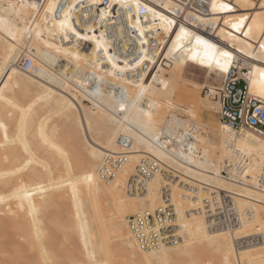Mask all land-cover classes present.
Returning <instances> with one entry per match:
<instances>
[{"label": "bare ground", "instance_id": "bare-ground-1", "mask_svg": "<svg viewBox=\"0 0 264 264\" xmlns=\"http://www.w3.org/2000/svg\"><path fill=\"white\" fill-rule=\"evenodd\" d=\"M182 1L188 3L186 15L195 13L198 24L211 27V36L179 22L164 10L172 12L175 0H163V9L150 0H107L108 5L119 3L131 7V23L141 35L143 51L125 59L96 27L81 25L70 9L65 11L69 23L81 36L94 39H88L91 43L84 48L79 41L82 38L61 30L60 22L65 14L61 18L53 15L57 0H46L43 5L37 0H0V198L7 211L19 218L25 217L28 207L36 205L35 178L41 170L36 163L28 165L26 161L41 152L51 166L60 163L63 150L48 152L44 146L50 136L49 112L64 115L79 134L88 158L85 173L81 175L83 184L78 189L81 211L89 213L91 208L89 183L108 196L112 208L101 217L100 223L76 212L66 220L56 218L52 222L54 230L99 256L105 253L107 243L124 235L125 250L133 264L177 261L203 264L200 258L210 253H218L228 264H264V185L260 182L264 173V136L249 129L235 131L221 123L217 115L219 104L208 94L201 96L195 105L180 103L179 113L171 109L178 84L190 66L205 70L203 84L187 82L196 91L218 85V78H223L240 60L253 67L249 77L251 95L264 100L260 95L264 49L259 47L264 43L261 39L264 32L260 30L264 17L257 16V0H196L206 6L202 11L191 5L192 0ZM81 2L75 0L72 5ZM213 3L217 6L229 3L231 12L213 11ZM253 4L255 8L251 7ZM49 5L53 6L51 10ZM142 7L152 9L157 15L145 9L143 19L139 14ZM161 15L174 21L168 32L162 26ZM241 16L249 17L245 21L252 26L249 36L242 35L247 27L236 32L224 24V20L236 22ZM180 27L191 35L174 47ZM196 36L215 45L217 51L232 54L227 72L217 68L214 61L212 67L200 63L201 58H206V50L196 44ZM150 38L157 43V57L150 60L148 70H140L147 59L146 45ZM98 41L101 47H97ZM193 54L198 58L192 59ZM24 57H31L41 66L40 71L24 70L19 64ZM216 58L220 59L218 55ZM163 60L171 66L168 73L160 70ZM16 93L23 95V101ZM203 111L210 114V120L201 117ZM164 128L178 139L173 154L156 142ZM185 133L194 137L189 146H185ZM121 135L132 137L129 148L120 145ZM26 137L31 142L20 149L17 144ZM235 151L243 154L246 165L241 178L229 180L221 172L228 162L236 159ZM119 155H126V161L115 168L112 178H105L102 169H114L112 159ZM149 156L160 166L152 169L143 162L142 158ZM26 169L31 171L30 175L25 173ZM89 176L91 180L87 179ZM168 189L169 197L164 194L166 190L168 194ZM222 192L233 197L235 207L223 205L220 209L218 194ZM167 204L174 207L179 239L162 242L159 247H142L131 217L144 209L153 211ZM9 225L20 243L29 248L39 246L36 229L16 218H11ZM16 246L20 251V246ZM67 256L69 264H81L76 252ZM58 259L56 250L48 248L41 252L35 264H45L48 260L57 263Z\"/></svg>", "mask_w": 264, "mask_h": 264}, {"label": "built area", "instance_id": "built-area-1", "mask_svg": "<svg viewBox=\"0 0 264 264\" xmlns=\"http://www.w3.org/2000/svg\"><path fill=\"white\" fill-rule=\"evenodd\" d=\"M75 0H57L53 15L56 18L64 16L65 11L70 9L72 15H76L81 25L86 27H96L99 32L110 42L114 51L122 58L131 59L140 55L143 51V44L141 42V35L137 32L135 27L131 23L132 9L129 5L114 4L109 7L107 0L98 3L96 0H82L81 3L72 5ZM149 1V0H143ZM40 5H43L46 0H37ZM154 2L157 8H162L161 2L163 0H150ZM186 2L182 0H175V5L172 12H169L179 22H183L186 25L201 31L206 35L212 34L210 26H204L198 24V18L195 13L186 15L185 8ZM191 5L196 7V10H203L206 6L200 2L196 3V0L191 1ZM78 6V8H76ZM144 7L139 10L140 17L144 19ZM208 12V11H207ZM195 22V23H194ZM214 39L216 37L213 36ZM82 47H88L91 42L85 39H79ZM156 41L153 38L147 43V59L143 62L142 67L139 69L148 70L151 67V59L157 57ZM146 48V47H145ZM21 67L26 71H40L41 66L33 62L31 57H24L19 63ZM253 71V67L246 65L243 61H236L232 65L231 71L221 79L218 85L214 87L205 86L203 89L213 99L217 100L219 104V111L217 112L220 122L225 123L235 131H241L243 129L253 130L256 133L264 136V100L257 96L251 95L249 91V77ZM185 146H189L194 140L191 133H185ZM119 143L124 148H129L132 144V137L128 135L119 136ZM177 137L171 134L167 129H162L159 132L157 144L166 150L168 153L173 154V145L177 141ZM189 148L186 149L188 152ZM236 159L232 162H228L225 169L221 174L224 178L234 180L241 178L242 171L245 168L246 162L243 158V154L239 151H235ZM126 155L115 156L112 159L114 169L106 168L102 169L103 176L105 178H112L115 174V168L121 167L126 161ZM143 162L150 164L152 169L155 166H160L159 162L154 158L143 157ZM167 168V167H166ZM157 169V168H156ZM169 170V168H168ZM261 184L264 185V173L260 178ZM170 190L164 192L165 196L169 197ZM218 193V192H217ZM214 193V194H217ZM220 200V209H223V205L227 208L235 207V201L228 192H222L218 194ZM168 201L167 203H169ZM236 210V208H235ZM175 210L172 204H167L165 207H159L155 210L144 209L135 213L131 218V224L135 234L138 237L139 244L146 248L159 247L162 242L177 241L179 235L175 231L179 229V225L175 221Z\"/></svg>", "mask_w": 264, "mask_h": 264}, {"label": "rangeland", "instance_id": "rangeland-1", "mask_svg": "<svg viewBox=\"0 0 264 264\" xmlns=\"http://www.w3.org/2000/svg\"><path fill=\"white\" fill-rule=\"evenodd\" d=\"M161 66L160 70L166 73L171 69V66L167 64V60H163ZM204 72L205 70H200L193 66L187 69L186 77L184 76L179 82L177 92L173 96L172 111L179 113L181 110L180 103L185 102L195 105L201 96H205L206 93L203 89L195 91L187 83L203 84ZM221 78L222 76L218 78V84ZM199 79H202L203 82L199 83ZM16 97L23 101L21 93H16ZM45 113H47V110H45ZM48 117L47 124L50 136L44 148L48 152L61 148L64 152V157L56 166H51V164L47 163L41 152H36L35 156L26 161L28 165L36 163V165L40 166L41 174L35 178L38 202L24 211V218H19L17 215L14 216L9 213L4 200L0 198V264H35L41 252L48 248L56 250L59 259L57 263L48 260L45 264H69L70 260L67 255L72 252H76L81 257V264H133L132 258H129V252L125 250L124 235L107 243L105 253L99 256L95 255L91 250H87L84 246H80L75 239L54 230L52 225L54 219L61 218L66 220L74 212L87 216L88 219L95 223H100L101 217L105 216L112 207L108 196L95 190L94 185L89 183L91 208L89 213L81 211L78 205L81 194L78 189L83 184L81 175L83 172L85 173V163L88 162L81 138L73 124L68 122L64 115H52L49 112ZM168 117H166L164 125H166ZM201 117L205 120H210L211 118L206 111L202 112ZM30 142L31 139L26 137L17 145L22 149ZM25 173L30 175L31 171L26 169ZM93 190L95 191L93 192ZM11 218L19 219L20 223L24 222L38 231L40 237L38 247L29 248V246L27 247L19 242L9 225ZM16 245L20 246L21 253H17L20 251H17ZM5 257L9 258L10 261H7ZM200 262L203 264H228L226 258L222 259L218 253L207 254L200 258ZM175 264L185 263L177 261Z\"/></svg>", "mask_w": 264, "mask_h": 264}, {"label": "snow or ice", "instance_id": "snow-or-ice-1", "mask_svg": "<svg viewBox=\"0 0 264 264\" xmlns=\"http://www.w3.org/2000/svg\"><path fill=\"white\" fill-rule=\"evenodd\" d=\"M257 3L259 4V12H257V16L259 17H264V2H261V0H257ZM33 7H35V5H33ZM53 6L49 5V10H51ZM109 7H111V5H109ZM139 3H137V8L139 9ZM251 7L255 8L256 5L253 4L251 5ZM146 11H153L152 9H148L146 8ZM213 11H219V12H231V5L229 3H221L219 6H217L215 3H213ZM157 15V13H155L153 11V16ZM69 17L68 14L65 13V19L63 21L60 22V28L61 30H64L66 32L70 31L75 33V35L78 38H83L85 40L87 39H94L93 36H89V35H83L81 36V33L78 32L71 23H69ZM160 20L163 22L162 26L164 27L165 32H168L170 30L171 25L174 24L173 20H169L167 17L161 15L160 16ZM249 20L248 16H241L238 18V20L236 22H232L230 20H224V24L225 25H230L231 29L235 30L236 32H240L242 28L247 27V31H244L242 33V35L244 36H249V34L252 31V26L251 25H246L245 21ZM253 23H255V18H253ZM260 30L262 32H264V24L260 25ZM223 31V29L221 30ZM143 34V33H142ZM40 34L37 33V36H39ZM191 34L187 32V30L184 27H180V31L179 33H177V38L176 41L174 42V47L178 45L179 41L187 36H190ZM229 36H232L233 39H236L235 36H233L232 32L228 33ZM15 37H13L14 39ZM65 38L67 39V35H65ZM261 39H264V36L261 37ZM196 40V44L197 45H203L205 48V57L206 58H201L200 59V63L201 64H205L207 63L208 67H212V62L214 61L216 64V67L221 69L224 72L228 71V65L232 60V54L228 51H217L216 50V46L213 44H209L208 41L206 40H202L199 36L195 37ZM102 45L99 43V41L97 42V47H101ZM259 47L261 49H264V43H260ZM105 51H107L105 49ZM171 51V50H170ZM217 55L219 56L220 59H217ZM192 59H197V55L193 54V56L191 57ZM109 59H111V57H109ZM221 59L223 60V63H221ZM155 62V61H154ZM113 67H115V65H113ZM259 71V70H258ZM260 77H261V88H260V95L264 96V71H260ZM256 81H253V84L255 85ZM2 126V125H0ZM88 180H91L92 177L89 176L87 177Z\"/></svg>", "mask_w": 264, "mask_h": 264}, {"label": "crops", "instance_id": "crops-1", "mask_svg": "<svg viewBox=\"0 0 264 264\" xmlns=\"http://www.w3.org/2000/svg\"><path fill=\"white\" fill-rule=\"evenodd\" d=\"M198 81H199V83H202V82H203V80H202V79H199ZM181 87H182V86H181Z\"/></svg>", "mask_w": 264, "mask_h": 264}]
</instances>
